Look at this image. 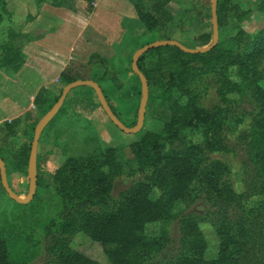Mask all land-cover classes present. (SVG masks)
Wrapping results in <instances>:
<instances>
[{
    "label": "trees",
    "instance_id": "16d2710c",
    "mask_svg": "<svg viewBox=\"0 0 264 264\" xmlns=\"http://www.w3.org/2000/svg\"><path fill=\"white\" fill-rule=\"evenodd\" d=\"M8 1L0 0V7L12 21L14 12L8 9ZM34 1L39 6L43 0ZM223 1L217 0L219 40L210 50L187 53L162 45L138 57L148 87L156 88L160 102L170 111L163 129L147 131L131 142L132 159L116 146L85 158L69 156L54 170L50 184L62 208L58 217L41 225L45 256L40 264H264V27L249 35L237 24L229 37H222ZM257 9L264 12V0H259ZM137 13L152 31L157 21L154 16L141 9ZM32 19L26 15L23 23ZM242 19L238 16V21ZM21 25L10 26L0 42V69L9 76L26 61L15 39L36 37L22 32ZM59 76L64 85L77 79L65 70ZM135 76L138 105L141 83ZM209 88L214 92L212 98L207 97ZM173 90L187 100L178 101ZM42 92L40 88L36 96ZM17 121L2 122V144L15 135ZM192 131L197 140L190 139ZM232 141L243 152L242 170L237 173L239 191L228 163L214 156L230 150ZM29 150L25 145L16 150L18 168L26 169ZM120 177L129 179V184L114 191ZM41 184L37 156V186ZM153 191H158L156 198L150 195ZM194 192L217 201L214 221L219 243L212 258L205 256L207 241L192 216L181 219L178 236L148 239L145 234L148 223L165 218L176 201ZM166 244L161 253L153 254ZM0 264H13L2 236Z\"/></svg>",
    "mask_w": 264,
    "mask_h": 264
},
{
    "label": "rangeland",
    "instance_id": "374dc122",
    "mask_svg": "<svg viewBox=\"0 0 264 264\" xmlns=\"http://www.w3.org/2000/svg\"><path fill=\"white\" fill-rule=\"evenodd\" d=\"M205 1L207 2L206 7L209 8L210 0ZM258 2L259 0H224L221 17L222 37H229L237 24L249 35L263 28L264 12L257 9ZM7 7L11 12H14L11 18L14 20L10 21L7 13L0 7L2 13L0 42L6 39V33L10 26L17 28L21 24L22 32L36 36L31 41H27L23 37L15 39L18 44L22 45L26 53V61L14 76H9L0 69V120L4 117L10 118V120L18 118L15 135L6 144L0 142V156L4 157V161L7 163L10 187L12 186L14 189L16 186V190L22 195L21 197H25L28 191L27 167L26 169L24 166V169L18 168L15 162L19 161H16L14 154L20 146H30L34 125L43 115L42 110L62 90L64 81L60 79L59 73L65 64L66 56L61 55L59 49L56 50L57 52H50L49 46L43 47L42 42L38 40L41 37L38 34L45 32V29L39 28L37 23H23L26 15L18 9L19 5L14 0H9ZM190 7L188 9L194 13L196 9L193 10ZM240 15L243 19L238 21ZM177 25H180L178 21ZM139 31V36L134 40V43L140 42L137 48L159 40L157 30L150 31L145 24H142ZM64 32L66 31L64 30ZM171 33L173 35L172 31ZM178 39L186 47H196L197 42L192 38L185 36ZM131 48L133 49V47ZM132 53L131 50L128 53L123 52L124 55L122 53L106 54L113 56V59L108 61V64L105 62L106 65L102 64L103 71L101 74L91 73V67L66 66L63 69L77 79H90L89 77L92 75L93 80L103 87L110 102L115 106L119 120L129 127L134 126L138 109V81L136 74L130 69ZM91 56L88 63L93 60L94 55ZM98 56L97 58H99ZM120 56H123V60H120ZM63 57L64 61H62ZM262 68L264 76V59L262 60ZM22 70L23 76L18 78L17 73L22 72ZM233 78L236 79L235 72ZM262 84L264 85V79ZM39 87L43 88V92L36 96ZM148 88L150 93L148 94L143 127L136 133H126L113 124L90 86L78 85L70 89L61 105L62 108H59L40 135L37 156L38 173L42 184L37 186L31 201L20 204L12 200L2 189L3 187L1 188L0 182V236L5 237L8 242L13 264H40L43 261L45 251L40 235L41 225L57 214L59 215L62 208L61 199L54 191L50 181L54 170L67 157L80 156L85 158L90 155H97L109 147L119 146L125 157L132 159L131 142L140 138L147 131L160 132L163 129L169 119L170 111L160 102L159 92L156 88L153 86ZM172 94L178 101L185 102L187 100L186 96H181L176 90H173ZM213 96L214 92L209 88L207 97L212 98ZM38 97H40L39 102H37ZM2 122H0V135L2 134ZM195 133L192 131L190 134L192 141L198 139ZM229 149L228 151L216 152L214 156L228 163L234 188L239 191L241 186L238 182V175L240 174L237 175V173L242 170L243 152L237 145L233 144V141L230 143ZM15 169H20L19 173L13 172L16 171ZM20 173L21 180H18L16 176V182L14 174L19 175ZM128 180L123 177H120L119 180L116 179L114 191L126 187L129 184ZM150 195L152 198H156L158 191H153ZM214 201L203 192H194L188 199L176 201L165 218L147 224L145 229L147 238L154 239L164 236L167 239L178 236L181 219L185 216H192L197 221L207 241L205 256L207 258L215 257L218 253L219 240L216 234L217 223L214 221L217 216L214 213L217 209L215 205L217 201ZM168 244L164 245L160 251L154 250L153 254L158 255ZM102 258L103 255L101 254Z\"/></svg>",
    "mask_w": 264,
    "mask_h": 264
},
{
    "label": "crops",
    "instance_id": "0c3cea01",
    "mask_svg": "<svg viewBox=\"0 0 264 264\" xmlns=\"http://www.w3.org/2000/svg\"><path fill=\"white\" fill-rule=\"evenodd\" d=\"M14 1L24 15L33 16L29 23H37L39 28L45 29L38 34L43 47L49 46L50 52L59 49L60 54L66 56V61L62 58L65 62L62 70L66 66L91 67V73L101 74L102 64L106 65L105 62L108 64L113 59L106 54L134 52L140 43H134V40L144 25L138 17V9L150 12L157 20L153 30H157L159 39L179 40L187 36L196 40V47L205 46L212 40L211 11L205 0H43L39 6L34 0ZM188 7L196 11L193 13ZM50 43L53 44L47 45ZM88 55H94L89 63ZM120 58L123 60V56ZM21 76L23 70L17 73L18 78ZM89 78L93 79L92 75ZM5 120L10 118L4 117L0 122ZM15 170L13 172L19 173L20 169ZM14 176L16 182V176L21 180V173ZM13 190L22 196L16 186Z\"/></svg>",
    "mask_w": 264,
    "mask_h": 264
},
{
    "label": "water",
    "instance_id": "95a60500",
    "mask_svg": "<svg viewBox=\"0 0 264 264\" xmlns=\"http://www.w3.org/2000/svg\"><path fill=\"white\" fill-rule=\"evenodd\" d=\"M210 11H211V24H212V40L209 44L202 47L190 48V47H186L176 39L166 38L144 44L141 47L137 48L132 53L130 67L133 73L137 75L141 83L140 98H139V104L136 114V122L134 126L132 127L126 126L119 120V118L116 116V114L110 107L108 101L106 100L101 86L95 80L79 78L65 84L56 102L39 118V120L36 122L34 126L33 137L30 144L28 163H27L28 191L25 197H21L10 187L7 178L5 161L0 157V182H1V186L5 190L8 197L20 204H26L29 201H31V199L34 197L37 188V147H38L40 135L44 127L47 125V123L58 112L59 108L63 104V101L67 93L73 87L78 85L90 86L94 90L97 100L101 105L102 109L104 110V112L106 113V115L108 116V118L113 122V124H115L122 131L126 133H136L139 130H141V128L143 127V122L145 117L149 88L145 75L138 67L137 64L138 57L147 50L162 45H173L187 53H203L210 50L217 44L219 40L217 0H210Z\"/></svg>",
    "mask_w": 264,
    "mask_h": 264
}]
</instances>
